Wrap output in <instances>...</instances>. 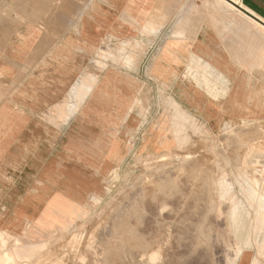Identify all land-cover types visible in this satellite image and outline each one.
Here are the masks:
<instances>
[{
    "label": "crops",
    "instance_id": "0c3cea01",
    "mask_svg": "<svg viewBox=\"0 0 264 264\" xmlns=\"http://www.w3.org/2000/svg\"><path fill=\"white\" fill-rule=\"evenodd\" d=\"M155 105L264 121V0H0V232L44 189L99 188Z\"/></svg>",
    "mask_w": 264,
    "mask_h": 264
},
{
    "label": "rangeland",
    "instance_id": "374dc122",
    "mask_svg": "<svg viewBox=\"0 0 264 264\" xmlns=\"http://www.w3.org/2000/svg\"><path fill=\"white\" fill-rule=\"evenodd\" d=\"M142 112L154 140L125 127L99 188L44 189L0 264H264V121Z\"/></svg>",
    "mask_w": 264,
    "mask_h": 264
},
{
    "label": "bare ground",
    "instance_id": "6f19581e",
    "mask_svg": "<svg viewBox=\"0 0 264 264\" xmlns=\"http://www.w3.org/2000/svg\"><path fill=\"white\" fill-rule=\"evenodd\" d=\"M239 5V4H238ZM66 111V110H65ZM141 111V110H140ZM80 221V220H79ZM78 224V223H77ZM73 228H74V226H73ZM70 229H72V228H70ZM69 229V230H70ZM80 230V229H79ZM78 231V230H77ZM79 232V231H78ZM57 235V234H56ZM77 235V234H76ZM80 237V236H79ZM85 240V239H84ZM68 244V243H67ZM71 244V243H70ZM79 244V243H78ZM82 247V246H81ZM57 249H59V248H57ZM108 250V249H107ZM148 250V249H147ZM58 251V250H57ZM74 251V250H73ZM99 251V250H98ZM72 252V251H71ZM100 252V251H99ZM103 252V251H102ZM117 252V251H116ZM125 252V251H124ZM127 253V252H126ZM134 254V253H133ZM152 254V253H151ZM74 255V254H73ZM144 255V254H143ZM2 256H4V255H2ZM97 256V255H96ZM106 256V255H105ZM134 256H135V254H134ZM63 257V256H62ZM104 257V256H103ZM124 257V256H123ZM8 258V257H7ZM83 258V257H82ZM85 258V257H84ZM111 258V257H110ZM117 258V257H116ZM132 258V257H131ZM138 258H140V257H138ZM142 258V257H141ZM153 258V257H152ZM151 258V259H152ZM233 258V257H232ZM231 258V259H232ZM58 259V258H57ZM101 259V258H100ZM125 259V258H124ZM155 259V258H154ZM3 260V259H2ZM47 260V259H46ZM76 260V259H75ZM110 259L108 258V261H109ZM147 260V259H146ZM153 260V259H152ZM67 261V260H66ZM69 261H70V259H69ZM91 261V260H90ZM113 261V260H112ZM115 261V260H114ZM130 261H132L131 259H130ZM135 261V260H134ZM134 261L132 262L133 264H134ZM79 262V261H78ZM82 262H84V260L82 261ZM129 262V261H128ZM127 262V264H129ZM138 262V261H137ZM145 262V261H144ZM147 262V261H146ZM256 262V261H255ZM109 263V262H108ZM112 263V262H111ZM139 263V262H138ZM113 264V263H112ZM131 264V263H130ZM135 264H136V262H135ZM144 264V263H143Z\"/></svg>",
    "mask_w": 264,
    "mask_h": 264
}]
</instances>
